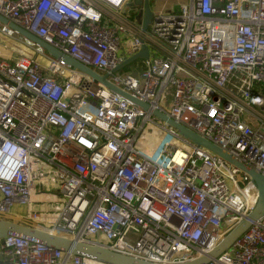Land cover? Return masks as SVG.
Masks as SVG:
<instances>
[{"label": "built area", "instance_id": "2783aa9c", "mask_svg": "<svg viewBox=\"0 0 264 264\" xmlns=\"http://www.w3.org/2000/svg\"><path fill=\"white\" fill-rule=\"evenodd\" d=\"M132 1L0 0V14L149 104L0 22V218L21 205L29 226L179 264L215 248L257 191L151 109L264 176V0H185L146 32ZM143 42L148 57L119 66ZM0 264L106 263L9 234ZM204 264H264V216Z\"/></svg>", "mask_w": 264, "mask_h": 264}, {"label": "water", "instance_id": "95a60500", "mask_svg": "<svg viewBox=\"0 0 264 264\" xmlns=\"http://www.w3.org/2000/svg\"><path fill=\"white\" fill-rule=\"evenodd\" d=\"M142 6V10L136 15L135 20L136 23L141 26L142 32H146L150 26L152 21H159L160 20V13L153 11L152 5H150V0H133L130 3V6ZM0 22L7 27L15 30L17 33L22 35L23 37L27 38L31 42H34L36 45H39L49 56H52L56 59L61 60L66 64L68 67L70 66L72 69L79 71L86 77H90L94 82H99L105 87L107 86L113 92L129 98L135 104L140 106L142 109L148 110L149 104L146 102H141L137 98L133 97L126 91L121 90L111 81L106 79L105 75H100L96 71H94L88 65H84L81 62H78L71 56L66 55L53 44H48L40 37L31 33L24 29L23 27L16 24L14 21L12 22L2 14H0ZM148 57V47L143 42L141 44L140 49L134 53L133 55L125 58L123 63L119 66H122L126 63L134 61L137 58H147ZM151 114L165 121L171 128H173L179 135L190 141L196 146H202L208 149L215 155H219L227 162L232 164L233 166H237L240 168L246 175L249 177L250 184L256 188L257 196L255 200V205L250 210V212L241 219L236 226H234L225 236H223L219 243L213 248L207 255L202 256L197 259L185 261L184 263L179 264H204L209 257H216L221 252L228 249L236 240L237 237L244 232L250 225L252 221L255 219L261 218L264 216V176L258 173L255 169L244 165L240 160L237 158L232 157L229 155L225 150L220 149V147L215 146L210 141L202 137L200 134L190 130L182 123H178L177 121L173 120L167 114L160 111L158 108L151 109ZM15 234L21 235L33 242H40L42 244H46L48 246L59 248L63 251H70L73 254H78L80 256H84L90 259H96L106 264H155L151 262H144L141 260L134 259L132 257H127L116 252L110 251L106 246L95 243V244H86L76 240H71L66 237H63L58 234H51L47 231H44L39 228H35L33 226H29L22 222H16L13 220H9L6 218H0V239L6 235Z\"/></svg>", "mask_w": 264, "mask_h": 264}, {"label": "rangeland", "instance_id": "374dc122", "mask_svg": "<svg viewBox=\"0 0 264 264\" xmlns=\"http://www.w3.org/2000/svg\"><path fill=\"white\" fill-rule=\"evenodd\" d=\"M181 1L183 2L185 0H150V5H152V3H153L154 6H155V4L156 5L163 6L162 9H164V10H169V9L172 8V9H174L176 11V9H178V7H179V4L178 3L181 2ZM153 5H152V9H153ZM11 45L14 46L15 43L14 44L12 43ZM23 51L26 52L27 54H31V51H29L27 49H25ZM38 60L46 67L47 63L45 62L44 59L38 58ZM161 136H162V140L163 141L170 139L169 135H167L166 133H162ZM173 143H175V141ZM11 209H12L11 210L12 214H15V215H19V214L20 215H23L25 213V211H26V209H24V207L21 206V205H19V206L18 205H13ZM12 217L13 216L5 217V218L6 219H9V220L16 221L18 223L19 222H22V223L27 224L26 221L23 220L22 218H20L19 220H14V219H12Z\"/></svg>", "mask_w": 264, "mask_h": 264}, {"label": "crops", "instance_id": "0c3cea01", "mask_svg": "<svg viewBox=\"0 0 264 264\" xmlns=\"http://www.w3.org/2000/svg\"><path fill=\"white\" fill-rule=\"evenodd\" d=\"M184 2V1H183ZM180 3H182V1L181 2H179L178 4H180ZM177 4V5H178ZM152 5H153V3H152ZM163 8V6H160V5H156L155 4V6L153 5V11H155V12H158V11H161V12H168V11H175L174 9H169V10H164V9H162ZM177 10V9H176ZM12 219H14V220H19L20 219V217H18V215L16 216L15 215V217H13Z\"/></svg>", "mask_w": 264, "mask_h": 264}]
</instances>
